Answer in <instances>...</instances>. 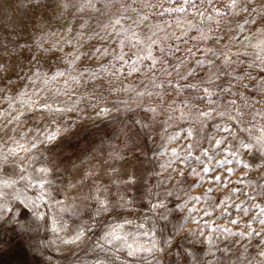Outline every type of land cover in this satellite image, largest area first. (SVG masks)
Wrapping results in <instances>:
<instances>
[{
	"label": "rangeland",
	"instance_id": "374dc122",
	"mask_svg": "<svg viewBox=\"0 0 264 264\" xmlns=\"http://www.w3.org/2000/svg\"><path fill=\"white\" fill-rule=\"evenodd\" d=\"M229 3L0 0V264H264V16Z\"/></svg>",
	"mask_w": 264,
	"mask_h": 264
},
{
	"label": "snow or ice",
	"instance_id": "6c2138e0",
	"mask_svg": "<svg viewBox=\"0 0 264 264\" xmlns=\"http://www.w3.org/2000/svg\"><path fill=\"white\" fill-rule=\"evenodd\" d=\"M236 3H237V0H230L229 8H231V9H233L235 11L236 10ZM245 11H248V10L245 9ZM251 12L254 14L253 18L251 20L252 23H255L256 14L264 16V0H256V3L253 4ZM217 14L218 15H224L225 13H222L221 10L217 9ZM249 22L250 21L248 19H245V20H243V23L239 24V29H240L241 32L245 31V25H247ZM206 52H210L212 54L217 55V53H215L213 49H206ZM219 55H217V56H219ZM223 55H224V62L228 63L231 60V54L229 52H225V53H223ZM199 63L204 64L205 61H199ZM205 91H207V90L205 89ZM149 111L155 112V109L154 108L153 109H149ZM232 119H235V117H233ZM242 130L243 131H249V129H242ZM223 131L225 133H228V132H231L232 129L230 127H225L223 129ZM189 134H191V130H189ZM54 138H55V134L54 133L50 134L49 137H48L49 140H52ZM225 139H226V137L217 140L216 141V145L219 146V145L223 144ZM241 147L243 149H245V150H248V149L252 148V144L251 143H245L243 140H241ZM231 155H232V157L234 159H236L237 156H238V153L237 152H231ZM197 158H199V157H197ZM230 163H232V160L226 159V160H224L222 162H219L217 167L218 168L219 167H223L225 164H230ZM236 163L237 164H243L244 167H248L249 166L247 163H245L244 161L239 160V159H236ZM256 168H258L259 170H264V163H257L256 164ZM210 171L211 170L208 169V168L204 169V172L206 174L209 173ZM232 171H233L232 168L228 169V173L229 174H231ZM38 172H40V173L46 172V169L41 168V169L38 170ZM193 174H197L195 169H193ZM217 180L219 181L220 177H217ZM37 181L38 182L36 184L31 185V186L37 188V190L39 192V196L37 197V201H39L45 195L46 182L43 180L42 177H37ZM238 183H239V181H238ZM4 186L7 187L8 186L7 183H5ZM173 191L174 190H172L170 192H167L166 195L167 196H171L173 194ZM233 191H236V190L234 189ZM0 195H3V193H0ZM261 196H264V185L260 186L259 192H254V194H250L248 196V199L255 201L257 198H260ZM188 199L189 200H193V199L194 200H199L200 197H191V196H189ZM186 203L187 202H185V204H179V207L180 208L186 207ZM100 204L102 205L101 208L103 209V211H107L108 210V206L106 205L105 201H100ZM166 206L167 205L163 201H161L158 204H153L152 205V207L154 209H164ZM236 207L240 208L241 206L240 205H236ZM251 207L259 209V213H258L257 217H259L261 215H264V207H261L260 204L253 203L251 205ZM243 210H244V213L247 214L248 211H249V208H244ZM189 211L190 212L195 211V208L189 209ZM8 213H9V215L7 216V219L10 220L12 218L13 211L11 209H9ZM27 213H28V209L24 208L23 205H21L20 206V217H16V221H17L16 224L18 226H23L25 224V221L23 220V217L25 215H27ZM162 218H164V217H162ZM21 222H24V223H21ZM260 222L264 223V219H262ZM232 223L235 224V223H237V221L233 220ZM140 227L142 228L143 225H141ZM121 228H123V225H114V226H112L111 230L106 234V239L108 237H111V239L108 240L109 243H112L113 240H120V239H125L126 240L127 239L126 237H120V236L116 235L117 230H119ZM225 232H227L229 235H236V233L231 232L230 229H225ZM143 235L144 236H148L149 233L148 232H144ZM241 235H243V233H241ZM76 239H79V236H77ZM208 241H209V244H211L212 243V238L208 237ZM125 246L129 249L128 255L129 256H133V257L137 255L138 251H144V252H147V253H153L155 251V245H153L152 247L143 246V247H137V248H134L132 244H126ZM261 255L264 256V253H262Z\"/></svg>",
	"mask_w": 264,
	"mask_h": 264
}]
</instances>
